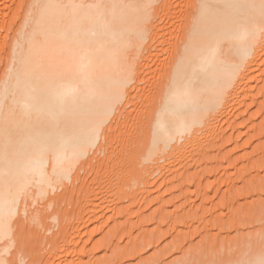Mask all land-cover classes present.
Instances as JSON below:
<instances>
[{
    "label": "bare ground",
    "instance_id": "bare-ground-1",
    "mask_svg": "<svg viewBox=\"0 0 264 264\" xmlns=\"http://www.w3.org/2000/svg\"><path fill=\"white\" fill-rule=\"evenodd\" d=\"M29 1L30 9L25 10L28 13H20L21 9L0 20L3 264L6 262L1 255L12 247L14 240L13 219L29 213L31 198H46L61 186L68 189V183L75 182L73 174L79 170V164L102 142L100 139L107 133L104 131L102 137L101 132L107 121L129 97V83L140 77L142 65L134 68V56L144 51L152 31L149 22L153 24L152 17L162 10L153 9L159 0ZM185 5L188 13L181 20L184 38L174 43L178 54L168 67L165 64L164 81L155 89L158 99L152 102L156 103L149 114L152 121L147 120L151 123L146 127H150L142 134L146 140L140 135L144 140L140 139L142 148L147 149L145 163L162 160L174 151L185 152L184 146L190 147L195 138L199 140L201 132L218 136L221 122L229 123L232 110L241 106L240 98L250 95L251 73L253 69L257 72L255 68L264 55V0H188ZM17 19L21 22L18 26L14 24ZM135 200L138 202L137 197ZM88 208L93 216L101 206ZM76 225L72 230L69 224L63 225L72 238L81 235ZM90 231L87 230L88 234ZM77 246L71 250H80ZM252 258L246 264H260L264 260L261 255Z\"/></svg>",
    "mask_w": 264,
    "mask_h": 264
},
{
    "label": "rangeland",
    "instance_id": "rangeland-1",
    "mask_svg": "<svg viewBox=\"0 0 264 264\" xmlns=\"http://www.w3.org/2000/svg\"><path fill=\"white\" fill-rule=\"evenodd\" d=\"M170 1L153 5L156 11L164 10L156 12L159 18L152 17L151 38L134 56V68L142 65L140 77L129 83L124 107L117 108L103 128L102 137L107 134L87 157L93 160H82L68 189L61 186L46 198L28 201L29 213L13 219L12 247L1 255L6 264H246L250 257L264 256V55L257 72L251 73L252 93L240 98L229 123L221 122L218 136L201 132L199 140L190 141L191 148L184 146L185 152L172 150L162 160L145 163L147 149L140 135L150 127L152 102L158 99L155 89L178 54L173 45L184 38L182 21L188 13V0ZM29 3L0 0V20L21 9L28 13ZM92 205L101 206L93 216L88 208ZM65 223L71 230L78 223L81 235L72 238ZM76 246L80 250L72 251Z\"/></svg>",
    "mask_w": 264,
    "mask_h": 264
},
{
    "label": "snow or ice",
    "instance_id": "snow-or-ice-1",
    "mask_svg": "<svg viewBox=\"0 0 264 264\" xmlns=\"http://www.w3.org/2000/svg\"><path fill=\"white\" fill-rule=\"evenodd\" d=\"M0 264H3V262L2 261H0ZM21 264H23V262L21 261ZM260 264H264V260H262L261 262H260Z\"/></svg>",
    "mask_w": 264,
    "mask_h": 264
}]
</instances>
